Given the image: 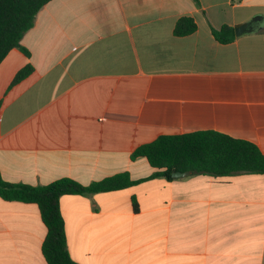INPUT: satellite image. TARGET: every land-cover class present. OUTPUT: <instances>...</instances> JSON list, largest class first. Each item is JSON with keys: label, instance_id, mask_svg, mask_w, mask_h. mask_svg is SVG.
Returning a JSON list of instances; mask_svg holds the SVG:
<instances>
[{"label": "crops", "instance_id": "0c3cea01", "mask_svg": "<svg viewBox=\"0 0 264 264\" xmlns=\"http://www.w3.org/2000/svg\"><path fill=\"white\" fill-rule=\"evenodd\" d=\"M50 0L0 62V174L81 184L154 169L131 158L163 134L212 129L264 155L262 29L217 42L210 26L264 16V0ZM190 16L196 30L173 33ZM32 71L11 84L25 65ZM135 200V205L133 204ZM79 264H264V175L155 177L59 199ZM35 203L0 197V264H47Z\"/></svg>", "mask_w": 264, "mask_h": 264}, {"label": "trees", "instance_id": "16d2710c", "mask_svg": "<svg viewBox=\"0 0 264 264\" xmlns=\"http://www.w3.org/2000/svg\"><path fill=\"white\" fill-rule=\"evenodd\" d=\"M50 0H0V62L13 48L25 55L28 50L21 45L23 35L33 26L37 12ZM199 4L198 0H194ZM197 28L190 16L179 17L173 33L184 36ZM213 38L222 44L235 40L233 25L210 26ZM32 66L19 69L11 84L25 78ZM144 157L154 171L145 178L131 179L128 172H120L92 181L89 184L62 177L48 184L30 185L5 181L0 174V197L7 201L35 203L39 208L46 234L41 252L47 264H79L69 255L59 199L64 194H92L122 189L146 179L165 177L173 179L174 171L207 174L213 177L233 174L264 175V155L253 142L212 130H196L181 134H163L139 145L131 158ZM135 205V200H133Z\"/></svg>", "mask_w": 264, "mask_h": 264}, {"label": "water", "instance_id": "95a60500", "mask_svg": "<svg viewBox=\"0 0 264 264\" xmlns=\"http://www.w3.org/2000/svg\"><path fill=\"white\" fill-rule=\"evenodd\" d=\"M264 16L262 14H255L247 21L233 25L236 36L253 33L262 29ZM189 171H174L171 173L173 178L188 175Z\"/></svg>", "mask_w": 264, "mask_h": 264}]
</instances>
